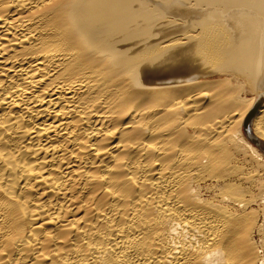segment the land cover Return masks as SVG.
<instances>
[{
	"label": "bare ground",
	"instance_id": "1",
	"mask_svg": "<svg viewBox=\"0 0 264 264\" xmlns=\"http://www.w3.org/2000/svg\"><path fill=\"white\" fill-rule=\"evenodd\" d=\"M0 264H264V0H0Z\"/></svg>",
	"mask_w": 264,
	"mask_h": 264
}]
</instances>
